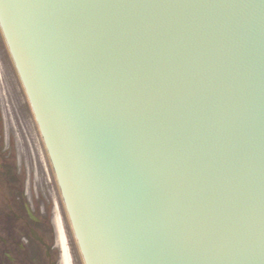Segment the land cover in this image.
<instances>
[{
    "label": "water",
    "instance_id": "obj_1",
    "mask_svg": "<svg viewBox=\"0 0 264 264\" xmlns=\"http://www.w3.org/2000/svg\"><path fill=\"white\" fill-rule=\"evenodd\" d=\"M85 264H264V0H0Z\"/></svg>",
    "mask_w": 264,
    "mask_h": 264
},
{
    "label": "flooded vegetation",
    "instance_id": "obj_2",
    "mask_svg": "<svg viewBox=\"0 0 264 264\" xmlns=\"http://www.w3.org/2000/svg\"><path fill=\"white\" fill-rule=\"evenodd\" d=\"M36 134L40 153H19L13 137L5 145L0 112V264H63L60 228L70 254L69 222L38 126Z\"/></svg>",
    "mask_w": 264,
    "mask_h": 264
},
{
    "label": "rangeland",
    "instance_id": "obj_3",
    "mask_svg": "<svg viewBox=\"0 0 264 264\" xmlns=\"http://www.w3.org/2000/svg\"><path fill=\"white\" fill-rule=\"evenodd\" d=\"M15 67L0 31V112L4 143L6 145L7 139L13 137L19 153L29 151L36 154L42 149L37 141V126ZM64 228L70 248V264H83L66 220Z\"/></svg>",
    "mask_w": 264,
    "mask_h": 264
},
{
    "label": "bare ground",
    "instance_id": "obj_4",
    "mask_svg": "<svg viewBox=\"0 0 264 264\" xmlns=\"http://www.w3.org/2000/svg\"><path fill=\"white\" fill-rule=\"evenodd\" d=\"M60 242H61V246H62L63 264H70V257H69V253L67 250V246H66L65 241H64V235L61 231V228H60Z\"/></svg>",
    "mask_w": 264,
    "mask_h": 264
}]
</instances>
